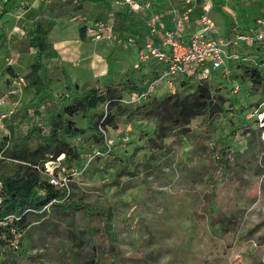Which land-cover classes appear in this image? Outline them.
Returning <instances> with one entry per match:
<instances>
[{"label":"rangeland","instance_id":"obj_1","mask_svg":"<svg viewBox=\"0 0 264 264\" xmlns=\"http://www.w3.org/2000/svg\"><path fill=\"white\" fill-rule=\"evenodd\" d=\"M42 1L45 7L29 17L24 44L11 41L8 46L4 43L9 41L0 39V53L5 57L0 92L7 89L6 75L25 83L9 102L13 134L2 144V171L26 164L15 159L14 144L21 143L23 130L45 126V113L52 103L60 109L71 104L74 86L115 83L126 87L129 78L141 83L155 64L149 61L140 70L132 69L129 54L120 46L133 33L132 24L122 23L124 13L117 12L124 8L115 0L87 4L85 9L81 0ZM212 4L218 12L212 18L220 27L219 36L239 24L240 12L249 20L264 15V0H212ZM19 7L26 11L32 4L21 0ZM131 19L136 23L138 17ZM99 20L113 22L118 42L108 53L105 43L91 36ZM35 24L47 30L45 39L50 44L39 63L38 76L45 85L41 94L25 78L39 59L29 45ZM54 26H65L60 44L77 46V57L52 47L50 41L57 37L48 34ZM82 27L86 28L84 41L78 37ZM13 47L24 53L15 55ZM101 49L107 55L101 66L111 61L115 71L96 76L92 62ZM202 84L213 105L202 108L180 128L172 126L164 110L132 116L146 100L131 103L129 92L124 93L114 120L105 129L99 127L106 151L76 114L72 120L85 134L65 139L83 159L47 155L45 161L37 162L36 171L41 182L55 176L67 185L64 200L92 213L105 210L108 216L89 219L83 209L62 210L53 202L46 208V219L31 214L25 230L10 231L13 239L8 234L0 237V264H264V96L234 65L228 76L211 77ZM192 92L189 86L178 94L190 100ZM214 146L222 150L229 165L216 161Z\"/></svg>","mask_w":264,"mask_h":264},{"label":"trees","instance_id":"obj_2","mask_svg":"<svg viewBox=\"0 0 264 264\" xmlns=\"http://www.w3.org/2000/svg\"><path fill=\"white\" fill-rule=\"evenodd\" d=\"M92 3H98L102 0H83ZM81 9V6L80 8ZM121 16V21L124 24H132L134 21L131 19L134 16L129 15L127 12ZM116 13V15H117ZM129 15V16H127ZM118 17V15L116 16ZM118 19V18H117ZM86 28L82 27L79 31L80 39H85ZM47 30L40 28L35 24V36L29 42L30 47L34 48L39 53L38 63L31 67V71L26 75L28 85L36 88L38 94L45 90L43 81L38 76L41 68L40 62L44 53L50 50V44L46 41L45 35ZM249 79L258 85L261 90V95L264 96V66L256 68L238 65ZM151 68L150 74L153 72ZM144 76L141 83L133 82L130 78L125 86H119L115 83H109L104 87H93L83 85L81 87L74 86V98L71 104L60 109L56 103H52L50 108L45 113V126L36 125L29 130H23L24 136L21 138V143L14 144V157L16 160L26 163L21 164L17 170H0V181L2 183V198L0 204V237L5 234L13 239L10 231L20 233L26 229L28 225V217L35 214L39 220L46 219L47 212L44 209L53 200H56L59 207L64 210L68 206L76 210L83 209L84 214L89 219H95L97 215L104 217L108 216L105 210L98 213L89 212L85 206H76L68 200H64L67 193L60 191L50 185L48 182H41L36 165L38 161H45L47 155L52 158H58L63 155L64 158L73 157L77 162L83 159V156L76 152L73 146L66 141L65 137H82L85 134L83 128L75 126L72 118L76 114H80L86 121L87 128L95 133L96 141L103 146L104 151L107 150L104 133L99 129H105L111 121L114 120L113 112L121 110V99L126 92L132 93L139 91L143 87V82L146 80ZM221 77L220 75H214ZM193 87V92L190 94V100L183 98L178 94L181 90L187 87ZM213 105L210 93L205 85L198 83L195 86L181 82V88L174 93H165L161 95H150L146 98L144 104L136 107L132 112V116L146 117L151 114L157 115L160 111L166 112L171 119L172 126L175 128L182 127L191 117L199 114L202 108L209 109ZM162 108L160 109V107ZM12 122L8 125L9 138L0 143V153L2 144L11 139L12 136ZM24 129V126L23 128ZM216 156V161L229 165L228 160L223 155L220 148L214 146L212 148ZM215 180V174H209ZM35 189L43 191L42 194L36 192ZM3 224V225H2ZM264 241V236H262ZM264 243V242H262ZM113 264V263H112Z\"/></svg>","mask_w":264,"mask_h":264},{"label":"built area","instance_id":"obj_3","mask_svg":"<svg viewBox=\"0 0 264 264\" xmlns=\"http://www.w3.org/2000/svg\"><path fill=\"white\" fill-rule=\"evenodd\" d=\"M115 3L129 15L143 19L147 26L148 32L140 45L137 46L133 37H127L122 44L124 49H136L132 69L140 70L149 61L155 63L142 89L129 94L131 103L146 100L150 95L174 94L184 80L196 85L215 74L226 77L232 65L264 66V16L256 19L254 27L233 28L229 36L222 37L218 35V26L211 15L212 0H183L180 9L170 7L167 12L158 9L154 0H115ZM194 11L197 12V29L186 36L184 31ZM167 14L171 16V28L162 26ZM113 28V22H95L91 29L93 39L112 43L116 39ZM21 86H25L23 79L13 78L7 92H0V143L10 136L8 125L13 115L11 110L3 107L10 102V97L21 92ZM120 101L122 103L124 98ZM48 183L67 193V185L59 178L52 176ZM1 194L0 181V204ZM53 202L57 201L53 200L44 209Z\"/></svg>","mask_w":264,"mask_h":264},{"label":"crops","instance_id":"obj_4","mask_svg":"<svg viewBox=\"0 0 264 264\" xmlns=\"http://www.w3.org/2000/svg\"><path fill=\"white\" fill-rule=\"evenodd\" d=\"M20 1L21 0H0V39L1 40L6 39L7 41H9L8 43H4V44H7L8 46H10V44H11L10 42L11 41H14L13 42L14 44H17V42H22L24 44L23 40H25L27 38L26 32L29 31L28 22H29V19H30L29 17L32 15L31 13H33L34 11H37V9L40 8V7H45L44 5H46V3H44L42 0H28V2H30L32 4V7L29 8L28 10H26V11H23L19 7ZM54 1H57V0H54ZM62 1L65 2L66 0H62ZM137 1H144V0H137ZM166 1L165 0L164 1L154 0V3L157 5V7H159L158 9H160L162 11H165V12H167V10L170 7H175L176 9H180L183 6V0H166ZM99 3H103V0L98 2V3H92V2L81 0L82 7L84 9H85V5H87V4L98 5ZM242 8H244V7L243 6L240 7V11H241ZM97 9H98L97 12H99V13H100V11H103L101 8H97ZM212 14H214L215 16H218V12H214L213 10L211 12V15ZM239 16H241L242 18L239 19V17H238V19H239L238 23L239 24L235 28L243 30V29H246L248 27H250V28L254 27L256 19L260 18V17H262L264 15H257L255 18H253V20L252 19L249 20L248 17L243 15L241 12H240ZM191 17H192V20L188 24V27L184 31V34L186 36L190 35L194 31H196V29H197V23L195 21V19L197 17V12L194 11L192 13ZM162 26H165L167 28H171L173 26L172 22H171V16H169L168 14L166 15V18L162 21ZM24 27H26V29H28V30H25ZM33 29H35V27H33ZM232 29H230L226 34H223L222 37L229 36ZM218 30H220V27L218 28ZM132 31H133V33H131V35H128L127 37L135 38L136 42H137V46H138V45H140L143 42L144 37H145V35L148 32L147 26L145 24V21L143 19H141V18H138L136 23L134 22L133 25H132ZM65 33H66L65 26H62L60 28L58 26H54V28L52 30H50V32L48 34V37H52V35H56L57 38H55L54 40L50 41L51 45H52V47L54 49H58L59 48L60 50H63L64 53L66 51V53L69 56L77 57V55L79 53L77 46L75 47V46H67V45H65L64 48H63V46L60 44V43L63 42V40L65 38L64 37ZM91 36H92V39H93V35L92 34H91ZM78 37L80 39V34L78 35ZM126 38H124L123 41L121 42L120 46H122V48H123L122 44H123V42L125 41ZM84 40H81V41H84ZM117 42L118 41L115 39V41H113L112 43L106 42V41H99V44L100 43L101 44L105 43L104 45H106V46L104 47V49L107 50L106 53H108L109 50H111V49L116 47ZM95 43H98V42H95ZM123 50L126 51L129 54L130 61L133 64L135 59H136V49L134 47H130L129 49H124L123 48ZM13 53L15 55H19V53L23 54L24 52L19 51V48L15 47ZM0 55H1L0 56V66H1L2 64H4L5 57L2 56L1 53H0ZM94 56H95L94 59H96V62L93 61L92 63H93V68L97 69L96 70L97 71L96 72V76L97 75L98 76H103L105 74V72H107L108 74L114 73V71H115L114 67L115 66H112V62L111 61H108L104 66H101V62L107 56V55L105 56V53H103V49H101L100 51H97L94 54ZM119 70H121V69L119 68ZM13 78H15V77H12V76L10 77L8 75H6V78H4V79H7V80H5V82L8 81V83H7V86H6L7 89L5 90V92L3 94H5L7 92V90L9 89V87L11 86V80ZM0 91L2 92L1 88H0ZM12 98L13 97H10V101L12 100ZM9 104L10 103L8 102L3 108L4 109H8Z\"/></svg>","mask_w":264,"mask_h":264}]
</instances>
